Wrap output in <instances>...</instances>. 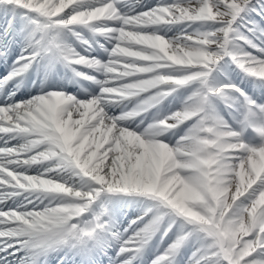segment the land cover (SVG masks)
<instances>
[{"label": "snow or ice", "instance_id": "snow-or-ice-1", "mask_svg": "<svg viewBox=\"0 0 264 264\" xmlns=\"http://www.w3.org/2000/svg\"><path fill=\"white\" fill-rule=\"evenodd\" d=\"M0 264H264V0H0Z\"/></svg>", "mask_w": 264, "mask_h": 264}]
</instances>
